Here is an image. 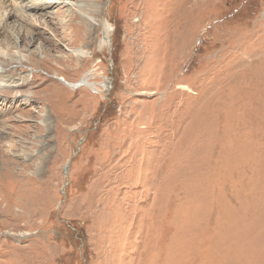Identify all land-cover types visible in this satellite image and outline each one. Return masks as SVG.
Returning <instances> with one entry per match:
<instances>
[{"label": "rangeland", "instance_id": "obj_1", "mask_svg": "<svg viewBox=\"0 0 264 264\" xmlns=\"http://www.w3.org/2000/svg\"><path fill=\"white\" fill-rule=\"evenodd\" d=\"M0 33V264H264V0H0Z\"/></svg>", "mask_w": 264, "mask_h": 264}, {"label": "bare ground", "instance_id": "obj_2", "mask_svg": "<svg viewBox=\"0 0 264 264\" xmlns=\"http://www.w3.org/2000/svg\"><path fill=\"white\" fill-rule=\"evenodd\" d=\"M31 2H34V0H30ZM33 5H35L34 3H33ZM44 6H43V8L42 7H40L39 5H37L35 8H33V9H36V10H32V9H27V10H30L29 12H38L39 10L41 11H43V10H46V9H52L53 8V6H51L50 4L48 5V3H46V4H43ZM42 6V5H41ZM39 7V8H38ZM44 7H45V9H44ZM87 7H91L90 9H94L93 8V4L92 3H87ZM26 10V11H27ZM4 27V26H3ZM5 29V28H4ZM9 30V29H8ZM6 34V33H5ZM0 36H1V33H0ZM77 55H78V57H82V55H83V51L82 50H78L77 51ZM59 80H61L65 85H67V86H69L70 88H73L74 90H76L78 87H82V86H86V87H90V89L91 88H94V87H97L96 85H93V84H90L89 82H88V80H87V78H84V79H82L80 82H78V83H71V82H69V81H67V79H65L64 77H62V78H59ZM20 79L19 78H16V79H12L11 77H9L8 75H2L1 77H0V86L1 85H4L5 87H17V84H19L20 82ZM107 85H105V86H103V87H106ZM108 88V87H107Z\"/></svg>", "mask_w": 264, "mask_h": 264}, {"label": "water", "instance_id": "obj_3", "mask_svg": "<svg viewBox=\"0 0 264 264\" xmlns=\"http://www.w3.org/2000/svg\"><path fill=\"white\" fill-rule=\"evenodd\" d=\"M69 168H67V171H68Z\"/></svg>", "mask_w": 264, "mask_h": 264}]
</instances>
